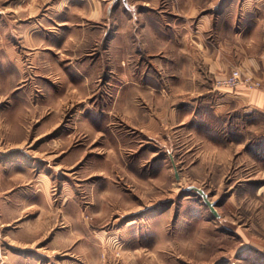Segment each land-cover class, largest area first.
<instances>
[{
	"label": "rangeland",
	"instance_id": "rangeland-1",
	"mask_svg": "<svg viewBox=\"0 0 264 264\" xmlns=\"http://www.w3.org/2000/svg\"><path fill=\"white\" fill-rule=\"evenodd\" d=\"M15 3L0 1V264H264V122L228 161L179 128L145 134L125 121L124 72L101 87L108 17L87 23L106 32L98 51L65 54L42 44L58 29L53 2L38 8L35 45ZM85 58L104 69H71Z\"/></svg>",
	"mask_w": 264,
	"mask_h": 264
},
{
	"label": "crops",
	"instance_id": "crops-1",
	"mask_svg": "<svg viewBox=\"0 0 264 264\" xmlns=\"http://www.w3.org/2000/svg\"><path fill=\"white\" fill-rule=\"evenodd\" d=\"M47 1L15 0L11 7L25 22L20 29L28 44L35 45L40 38L34 18ZM51 1L48 8L54 9L58 29L45 36V48L85 54L91 44L98 51L106 32L88 30V21L108 17L111 28H117L106 34L108 49L101 57L112 75L101 87L110 91L116 72H124V89L116 93L123 94L122 102L128 104L124 117L129 125L151 136L168 127L179 128L180 136H190L194 151H216L227 161L244 152L246 135L256 134V120L264 122V0H121L124 8L114 7L111 0ZM72 20L84 25L66 28ZM88 60L76 65L71 61V69H104ZM234 68L260 86L214 87L215 79ZM93 79L84 87H93ZM134 98L146 101L154 111L134 109L129 105Z\"/></svg>",
	"mask_w": 264,
	"mask_h": 264
},
{
	"label": "built area",
	"instance_id": "built-area-1",
	"mask_svg": "<svg viewBox=\"0 0 264 264\" xmlns=\"http://www.w3.org/2000/svg\"><path fill=\"white\" fill-rule=\"evenodd\" d=\"M217 88L226 90H235L240 87L248 89L259 87L260 84L251 77H245L241 74L239 69H232L228 74L216 80Z\"/></svg>",
	"mask_w": 264,
	"mask_h": 264
},
{
	"label": "water",
	"instance_id": "water-1",
	"mask_svg": "<svg viewBox=\"0 0 264 264\" xmlns=\"http://www.w3.org/2000/svg\"><path fill=\"white\" fill-rule=\"evenodd\" d=\"M188 190H194L196 191L203 199L204 203L208 206L209 210L211 211V213L214 215V216H218L217 213H216V210L214 209V205L212 202H210L208 200V197L207 195L204 193V191H202L201 189L199 188H196L194 186H190L188 187Z\"/></svg>",
	"mask_w": 264,
	"mask_h": 264
}]
</instances>
